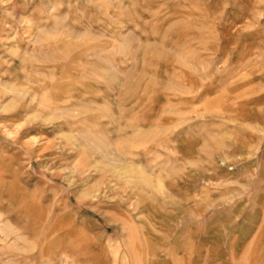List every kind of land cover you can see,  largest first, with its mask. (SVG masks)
<instances>
[{
	"label": "rangeland",
	"instance_id": "374dc122",
	"mask_svg": "<svg viewBox=\"0 0 264 264\" xmlns=\"http://www.w3.org/2000/svg\"><path fill=\"white\" fill-rule=\"evenodd\" d=\"M0 264H264V0H0Z\"/></svg>",
	"mask_w": 264,
	"mask_h": 264
}]
</instances>
